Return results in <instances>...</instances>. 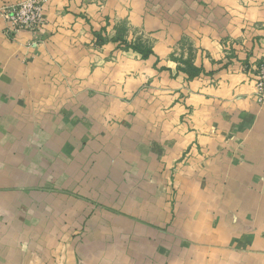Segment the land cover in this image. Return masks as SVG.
I'll list each match as a JSON object with an SVG mask.
<instances>
[{
	"label": "crops",
	"instance_id": "obj_1",
	"mask_svg": "<svg viewBox=\"0 0 264 264\" xmlns=\"http://www.w3.org/2000/svg\"><path fill=\"white\" fill-rule=\"evenodd\" d=\"M6 29L0 264H264V0H47Z\"/></svg>",
	"mask_w": 264,
	"mask_h": 264
},
{
	"label": "built area",
	"instance_id": "obj_2",
	"mask_svg": "<svg viewBox=\"0 0 264 264\" xmlns=\"http://www.w3.org/2000/svg\"><path fill=\"white\" fill-rule=\"evenodd\" d=\"M47 0H20L0 5V14L5 19L10 36L30 30L36 32L45 23V4ZM253 97L264 105V59L257 66Z\"/></svg>",
	"mask_w": 264,
	"mask_h": 264
},
{
	"label": "rangeland",
	"instance_id": "obj_3",
	"mask_svg": "<svg viewBox=\"0 0 264 264\" xmlns=\"http://www.w3.org/2000/svg\"><path fill=\"white\" fill-rule=\"evenodd\" d=\"M18 2V1H17ZM2 5V4H1ZM45 24V23H44ZM43 24V25H44ZM43 25H42V27H43ZM42 27L40 28V29H42ZM7 30V29H6ZM25 30H27V29H25ZM30 31V30H29ZM38 31H40V30H38ZM38 31H36V32H33V33H37ZM32 32V31H31ZM20 33V32H19ZM18 34V33H17ZM17 34H14V35H12L11 37H14V36H16ZM124 37V36H123ZM122 46H123V48L125 49V48H133V49H135V51H137V52H139L141 55L143 54V52H146V51H150L149 49H151L150 48V45H149V42H148V40L146 39V38H142L141 37V39H139V38H132V39H126V40H123V42H122ZM188 49H189V52H190V56L189 57H192L194 54V47L192 46V45H189L188 46ZM192 54V55H191ZM147 58V57H146ZM264 59V56L259 60V62H258V64L262 61ZM187 67H189L188 69H190V66H188L187 65ZM172 177H171V182H172V184H170V186L174 189V192H176V190H177V183H176V181H175V179H176V169H174L173 168V174L171 175Z\"/></svg>",
	"mask_w": 264,
	"mask_h": 264
},
{
	"label": "trees",
	"instance_id": "obj_4",
	"mask_svg": "<svg viewBox=\"0 0 264 264\" xmlns=\"http://www.w3.org/2000/svg\"><path fill=\"white\" fill-rule=\"evenodd\" d=\"M148 53H149L148 51L143 52V55L147 56ZM200 72L201 70L199 68L190 65V69L188 70V74L190 75V77L197 76L200 74Z\"/></svg>",
	"mask_w": 264,
	"mask_h": 264
}]
</instances>
